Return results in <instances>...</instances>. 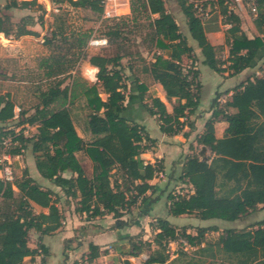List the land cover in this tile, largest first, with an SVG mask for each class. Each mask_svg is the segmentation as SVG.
<instances>
[{"label": "trees", "instance_id": "obj_1", "mask_svg": "<svg viewBox=\"0 0 264 264\" xmlns=\"http://www.w3.org/2000/svg\"><path fill=\"white\" fill-rule=\"evenodd\" d=\"M49 1L57 5L89 9L101 15L105 0ZM176 1L185 17L190 36L201 49L205 65L217 73L228 71L230 75L253 65L264 44V0H255L256 15L253 21L263 34L262 38H248L244 34L239 15L226 0ZM33 5L39 6L36 0H0V33L5 36L14 33L16 37L37 34L26 27L28 21L30 24L34 20L31 15L23 17V24L13 32L11 17L6 12L12 8L32 10ZM208 6H216L225 22L231 26L225 31L224 44L230 48L224 60L217 57V48L208 42L198 16ZM140 7L147 15H154L149 25L156 45L169 51L166 57L157 55L147 70L152 79L161 84L166 99L169 101L174 98L176 102L172 112L167 111L164 102L157 96L151 97L150 103H143L144 107L149 115L156 117L161 132L168 135L182 132L187 137L195 129L191 115L195 114L200 98V84L197 80L199 71L193 67H182L181 61L183 56L193 59V48L180 32L174 16L166 10L165 0H141ZM130 11L132 15L137 11L133 0L130 2ZM57 34L53 32L51 35L54 38ZM120 34L116 23L104 33L107 44L118 43ZM89 36L87 33L78 35L76 45L84 47ZM81 57L83 59L86 55ZM81 57L77 58V63ZM52 58L53 62L48 65L46 74L64 76L48 91L41 93L40 106L35 107L34 113L23 111L22 121L17 123V126L36 124V132L30 137H24L22 130L16 132L0 125V154L2 140L8 136L12 142H17L16 146L11 148L10 145L7 149L11 156L20 155L29 147L40 175L60 186L69 196L79 198L75 208L77 212L85 213L89 218L112 214L118 220L117 225H120L124 212H130L140 196L142 202L147 200L144 194L154 188L148 181L162 170L159 162L145 164L139 158L140 153L154 143V139L149 137L144 126L123 116L127 88L124 81L127 77L122 71V55L92 54L88 57V62L98 69L96 78L106 98L95 99V102L87 99V129L93 136L87 142L77 134L72 118L71 104L79 93L68 85L62 87L73 66L62 67L60 57ZM185 69H188L186 73L183 72ZM137 82V79L133 81L135 84ZM85 84L82 93L88 96L95 87ZM139 88L141 93H129V100L144 99L145 89L140 85ZM55 102L59 106L53 109L50 106ZM13 107V101L0 96V123L12 119ZM217 121L227 124L221 138L215 137L214 124ZM185 128L188 131H184ZM196 141L205 146L210 155L204 159L197 154L185 158L179 178L190 184L194 193L175 195L170 192L167 195L168 213L173 216L194 214L200 219L217 218L233 222L258 210V204H264V74L236 86L223 103H218L216 96L211 117L205 122L204 130ZM80 150H84L93 161V174L90 178L85 175L75 155ZM67 170L76 173V176L63 177L62 173ZM15 198L17 202L14 210L10 211L6 202L14 203ZM0 200L4 204L0 206V264H24L25 257L35 255L41 256L40 264H46L48 249L39 242L31 248L27 242L30 230L44 235L61 227L63 216L57 206L59 199L54 191L43 189L24 169L19 180H0ZM32 203L47 209V213H35ZM155 222L150 223V226L158 230L153 241L159 249L148 255L144 264H165L169 259L167 253H164L168 240L183 237L194 246L201 242L207 230H217L214 225L199 226L197 234L193 235L187 232L186 227L178 230L166 219L156 218ZM219 240L221 250L229 257H235L236 262L233 264H264V218L246 228H227ZM140 242L132 243L129 254L139 255L144 247ZM99 255V246L90 243L87 253L81 259L91 264ZM74 264L81 263L75 261ZM123 264L131 263L126 259Z\"/></svg>", "mask_w": 264, "mask_h": 264}, {"label": "rangeland", "instance_id": "obj_2", "mask_svg": "<svg viewBox=\"0 0 264 264\" xmlns=\"http://www.w3.org/2000/svg\"><path fill=\"white\" fill-rule=\"evenodd\" d=\"M36 1L39 6L33 5L32 10L29 8H12L6 12L11 17L13 32L17 31V27H21L23 24L21 19L23 17H29V15H31L34 20L30 24L28 21L26 27L33 31H37V34L16 37L14 33H11V35H4V38H0V96L10 99L13 101L14 105L21 109L19 114L20 117L18 119H10V121L4 127L7 129L12 128L16 132L22 130L24 137H30L31 134L36 132L37 126L36 124L30 125L27 123L17 126V123L22 121V112L28 111V113H34L35 107L40 106L41 93L48 91L51 86L55 85V82L58 79L64 76H48L46 74V72L49 70L48 65L53 62L52 57H60V60L63 62L61 65L62 67H65L66 65L70 67L73 66V69L69 70L71 73L70 76L66 78L64 83L68 86H71L72 83H75V85L71 87L75 88L76 93L80 94V97L79 94L76 97V100L81 103L80 111L72 109V118L78 125L79 123L83 124L85 121H87L89 113L87 99L90 98L94 102L97 101L95 99H102L101 95H99L102 93V88L99 82L93 84L95 88L90 95L85 96L82 93L84 89L83 85L86 84L85 81H83V79L80 77V68L78 67L81 63L88 62L89 55L103 54L105 56H114L116 54H120L122 55L121 65L124 75H137L138 79H140L142 75H150L147 69L149 64L153 62L157 55H161L162 57L168 56L169 51L161 49L156 45V39L152 33V28L149 25V22L154 17V15H147L146 12L143 11V9L140 7L141 0H133L135 2V6L137 7V11L133 15L130 11L131 0H105L104 11L101 15L94 13L89 9L73 8L67 4L57 5L51 3L49 0ZM165 2L167 10L172 8L175 9L173 10V12H175L174 18L179 24L180 32L185 37V35H188L189 33L187 31L188 27L185 24V17L181 12L177 1L165 0ZM230 3L234 11H237L238 8L232 2ZM242 9L246 11L247 14L253 15L247 6ZM116 23L118 24V29L121 32L120 37L118 38V43H108L105 46L99 47L88 45V42L91 38H107L104 33ZM53 32L58 33L54 38L51 35ZM59 32H61V34H59ZM83 33L90 35L88 42L84 47H78L76 45V38L78 35H82ZM84 55H86V57L82 59L81 56ZM78 57H81V59H79V62L77 63ZM181 64L182 67L186 68L183 60L181 61ZM187 70L188 69H185L183 72L186 73ZM87 73H91V70H88ZM209 73H211L210 75H217L208 66L204 65L201 75L204 79H207V81L204 82L205 90L210 88L212 82V80H208ZM124 82L127 86L125 92H127L129 83L126 80ZM199 91L200 90L198 89V93ZM151 97L152 96H146L145 101L150 103ZM175 103L176 102L172 99L167 103L164 102L169 110L172 109ZM58 106V102H55L51 108L55 109ZM100 111H102V109ZM198 116L199 114H197L196 118H198ZM191 118L195 119L194 115H191ZM16 145L17 142L11 143V148ZM203 156H207L206 152L203 154ZM31 161L32 159L29 153H23L20 157H18V159L12 160L14 181L19 180L22 176L23 170L25 169L22 164L27 165V163ZM180 174L181 172H179L178 175L180 176ZM179 185L181 184H177V186ZM179 187L182 189H179L181 193L176 192L177 190L175 188H172L171 192L175 195H189L193 189L189 187L188 183H186V186ZM13 189L15 190L14 186ZM15 193L17 194L16 191ZM60 197L62 200L64 199L63 196ZM14 201V203L6 202V204L9 205L10 211L14 210L17 199L15 198ZM58 202L61 204L62 201L60 200ZM161 203L157 208V212H152L150 219H154L155 216L153 215L156 213H158L160 216H163L165 205ZM2 205L4 206L2 200H0V206ZM143 205L144 203L140 202L139 208L136 211L135 209L137 208V205L132 208L130 214L127 217L129 224H134V221H137L136 218L140 214H143V211L146 209V206ZM7 207L8 206H6V208ZM257 208L258 210L244 215L234 222H211L210 226H217V230H207L203 234L201 242L198 245L191 246L186 244L185 248L188 249L186 251L182 250L178 251L177 253L174 252L177 249V242L175 239L168 240L167 243H169H165L166 245L164 246V253H167L165 254L169 256V259H167L165 264L235 263V257H229L226 255L221 250L218 241H220L219 239L222 237V235H224L227 228H246L247 226L254 225V223L257 221H260L264 217V205H259ZM182 219V223L184 225L174 226H176L178 230L186 227L188 233L193 235L197 234L200 224L198 217H196L194 214H184L182 215ZM155 220H150L149 225L150 223H156ZM111 226L115 227L114 224ZM148 230L150 232L148 241L142 240L140 242L144 246L142 250H140L139 255H137V262L140 264H144V261L149 253L159 249L153 241L155 233H153L154 230L151 226ZM155 231L158 232V230ZM37 235L38 234H36L34 230L29 231L27 242L29 247L34 244L37 245L39 241ZM77 236L78 235L75 236V239H77ZM129 238L130 239L126 240L124 243L121 242V247L119 249L120 252L125 253L130 251L131 245L133 243L131 241H133L132 239L134 237ZM136 239L137 238L135 237L134 241L137 244L139 240ZM54 253L56 255L54 259L57 257H59L58 259H61L59 264H64V262H66V258L64 257L63 259V254L61 252L59 253L58 249L55 247ZM178 254L180 256H177ZM107 260L108 259H104L103 261L96 262V264H119L121 262L119 254H116L114 258H112V261L107 262ZM84 261V259L80 258L79 263L86 264ZM23 263L33 264L28 257L23 259ZM67 264L69 263L67 262Z\"/></svg>", "mask_w": 264, "mask_h": 264}, {"label": "crops", "instance_id": "obj_3", "mask_svg": "<svg viewBox=\"0 0 264 264\" xmlns=\"http://www.w3.org/2000/svg\"><path fill=\"white\" fill-rule=\"evenodd\" d=\"M165 8L167 10L166 2ZM173 10L175 9L172 8L167 11L175 17V12H173ZM235 12L240 17L241 30L248 38L263 37V34L258 31L253 22L256 14L249 15L242 8L238 9ZM198 16L200 17L208 42L212 46L217 48V57H219L221 60L226 59L228 57L230 47L224 44L225 31L231 27L230 24L225 22V18L219 13V10L216 6H213L211 8L208 6L206 10L199 13ZM0 38H4V35L2 33H0ZM185 38L188 45L193 48V59L182 57V60L184 61V65H186V68L193 67L194 69H198L199 76L197 80L200 84V98L197 110L194 114L195 129L191 131L187 137H184L182 132L175 135H168L161 132V130L159 129V122L156 120V117L149 115L144 107L143 103L146 102V96H157L160 98V100H163V102H168L161 84L154 81L151 75H142L140 79H138L137 75H126V81L129 83V86L128 91L125 92L126 100L123 116L131 122H136L144 126L147 133L149 134V137L154 139V143L151 144L149 148H146L142 153H140L139 158L142 159L145 164L147 162L153 164L157 161L162 166V170L154 178L148 181V183L150 185H153L154 188L152 190H148L144 194V197L147 200L142 202V196L138 198V201L136 203L137 208L135 209V211L138 210L140 202L144 203L143 206H146V209L145 211H143V214H140L136 218L137 221H134V224L131 225L128 222L127 217L130 212H124L123 216L120 218V225H117L118 220L114 218L112 214L89 218L85 213L77 212L75 208L78 205L77 202L79 198L69 196L62 190L60 186L55 185L52 181L40 175L35 166L34 155L29 147L26 148L20 155L13 156L12 160L18 159V157H20L23 153H29L31 155L32 161L28 162L27 165L22 164L24 168L27 169L29 176L33 178L35 182L40 184L43 189H51L52 191H54L59 201H62L61 204L57 202V206L59 207L63 216L61 227L53 233L44 235H40L38 232L34 231L36 232V234H38V242L42 243L48 249L49 255L46 256V264H59V261L61 260L58 259L59 257L54 259L56 256L54 253V247L58 249L59 253L61 252L63 254V259L64 257L66 258V262H64V264H67V262L69 264H74L75 261H79L80 258L84 256L85 253H87L88 245L90 243L97 245L100 248L99 257H97L91 264H96V262L103 261L104 259H108L107 262L112 261V258H114L116 254H119L121 258V262L119 264H123V261L126 259L129 260L131 264H140L137 262V256L129 254V251L125 253L123 252L124 254L119 251L121 242L124 243L126 240L130 239L129 237H134L132 239L133 241L131 242H134L135 237L137 238L136 240L148 241V236L150 235V232L148 230L150 227L149 222L150 220L154 221L156 218L166 219L172 225H184L182 223V215L177 216L179 217L177 218L168 213L167 207L169 202L167 200V195L169 194V192H171L172 188H175L177 190L176 192H180L179 189H181V187L179 186H186L185 181L181 180L178 174L179 172H181L183 162L187 156L197 154L202 159L200 152H202L203 154H205L206 152V155H210L209 150L205 146L198 144L196 139L202 134L205 122L210 117V113L214 108V98L218 96V102L223 103L231 96V94L233 93V89L236 86L248 79L260 77L264 74L263 44L257 53V57L253 62V65L251 67L245 68L237 74L230 75L228 71L217 73L211 69L217 75H210L211 73H209L208 80H212V82L210 88L205 90L204 82L207 81V79H204L201 75L202 68L205 65L203 63L204 56L201 52V49L198 47L197 42L190 36V33H188V35L186 34ZM240 52L243 53L244 50H240ZM226 65H228V63L223 66ZM78 68H80V77L87 83V85H93L98 82L96 78L97 68L91 65L89 62L81 63ZM88 70H91V73H87ZM135 79H137L138 84L133 83ZM65 85L67 84L63 83V87ZM139 85L143 86L145 89L144 99L141 100L138 98H134L129 100L127 96L129 93H132L134 95L141 93ZM71 86L69 87L71 88ZM103 94L104 93L102 92L99 95H101L102 99L104 100L106 98V94ZM172 100L175 101L174 98H172ZM74 101L71 104V108L80 111L81 103H79L76 98L74 99ZM51 106H53V104ZM166 109L168 112H172V109L169 110L168 107H166ZM197 114H199L198 118H196ZM9 121L0 123V125L5 126ZM73 122L77 134L86 142L90 141L93 136L87 129V121H85L83 124L79 123L78 125L74 120ZM214 126L215 137L221 138L224 134V129L227 126L226 122L217 121L215 122ZM184 131H188L187 128H185ZM33 134H31L30 136H32ZM146 144L148 143H145V145ZM203 147L205 148L204 150H202ZM75 155L79 160V163L81 164L85 175L90 178L93 174V161L84 150L77 151ZM205 157L206 156H204V158ZM62 176L66 178L75 177L76 173L67 170L62 173ZM179 183L181 185L177 186V184ZM189 187L192 188L190 184ZM15 191H17L16 188ZM192 193H194L193 189L191 190L190 194ZM60 196H63L64 199L62 200ZM161 202L165 205L163 216H160L158 213H156L153 215L155 216V218L150 219V217L152 216V212H157V208ZM259 205L261 206L264 204H258V206ZM32 207L35 213H38L40 211H44L45 213H47V209H41L39 206L33 203ZM198 221L200 222L199 226L201 227L210 226L211 222L229 223L228 221H221V219L217 218H198ZM112 224H114L115 227L111 226ZM156 232L157 231L155 230L153 231L154 235L156 234ZM76 235H78L77 239H75ZM36 246L37 245L35 244L31 245V248ZM150 254L151 253H149V255ZM40 257V255H35L28 258L34 264L39 263Z\"/></svg>", "mask_w": 264, "mask_h": 264}, {"label": "built area", "instance_id": "obj_4", "mask_svg": "<svg viewBox=\"0 0 264 264\" xmlns=\"http://www.w3.org/2000/svg\"><path fill=\"white\" fill-rule=\"evenodd\" d=\"M232 2L238 9L240 8H244L245 6H247L252 14H256V3L255 0H226V3H228V5L231 6ZM233 9V8H232ZM199 10H201L199 8ZM89 46H105L107 45V39L105 37H100V38H91L88 42ZM20 108L18 106L13 107V117L12 119H18L20 116ZM12 142V138L11 137H6L2 140V152L0 154V180L2 182H12L14 179V172H13V168H12V157L8 152L7 149L8 147L11 145ZM175 241L177 242V249L174 252H178V251H186L188 250L186 247V244H189L187 242V240L183 237H180L178 239H175ZM169 243V242H168ZM167 243V244H168ZM190 245V244H189ZM146 258V257H145Z\"/></svg>", "mask_w": 264, "mask_h": 264}, {"label": "water", "instance_id": "obj_5", "mask_svg": "<svg viewBox=\"0 0 264 264\" xmlns=\"http://www.w3.org/2000/svg\"><path fill=\"white\" fill-rule=\"evenodd\" d=\"M205 148L203 147L202 148V150H204ZM200 155H201V157H202V159L204 158V156H203V153L202 152H200Z\"/></svg>", "mask_w": 264, "mask_h": 264}, {"label": "bare ground", "instance_id": "obj_6", "mask_svg": "<svg viewBox=\"0 0 264 264\" xmlns=\"http://www.w3.org/2000/svg\"><path fill=\"white\" fill-rule=\"evenodd\" d=\"M95 77V76H94Z\"/></svg>", "mask_w": 264, "mask_h": 264}]
</instances>
